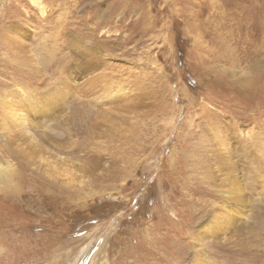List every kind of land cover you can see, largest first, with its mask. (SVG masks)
I'll use <instances>...</instances> for the list:
<instances>
[{"label":"rangeland","instance_id":"374dc122","mask_svg":"<svg viewBox=\"0 0 264 264\" xmlns=\"http://www.w3.org/2000/svg\"><path fill=\"white\" fill-rule=\"evenodd\" d=\"M0 168V264H264V0H0Z\"/></svg>","mask_w":264,"mask_h":264},{"label":"bare ground","instance_id":"6f19581e","mask_svg":"<svg viewBox=\"0 0 264 264\" xmlns=\"http://www.w3.org/2000/svg\"><path fill=\"white\" fill-rule=\"evenodd\" d=\"M255 4H256V3H255ZM9 104H10V103H9ZM8 106H9V105H8ZM9 107H10V106H9ZM9 107H8V109H9ZM3 108H4V107H3ZM10 109H11V108H10ZM14 110H16V111H14ZM14 110H13V111H14L13 114H14V113H15V114L19 113V114H18L19 116H17V117H19V118H23V117H24V116L19 112V111H21L20 108L18 109V108L16 107ZM18 110H19V111H18ZM3 111H5V110H3ZM10 113H12V112H10ZM5 114H6V113H5ZM6 116H8V115H6ZM22 116H23V117H22ZM11 117H12V116H11ZM14 117H15V116H14ZM14 117H13V118H14ZM17 117H16V118H17ZM16 118H15V119H16ZM4 120H5V119H4ZM7 120H9V119H7ZM18 120H20V119H17V121H18ZM7 122H9V121H7ZM14 123H15V121H14ZM19 124H20V123H19ZM19 124H18V125H19ZM9 126H10V124H9ZM4 173H8V175L5 176ZM9 174H10V173H9L8 170H7V171H2V168H0V182H4L6 185H7L8 183H10V180H9ZM99 254H100V253H99ZM100 255H101V254H100ZM98 260H99V259H98ZM96 261H97V260H96ZM94 262H95V261H93V263H94ZM99 263H101V262H99Z\"/></svg>","mask_w":264,"mask_h":264}]
</instances>
